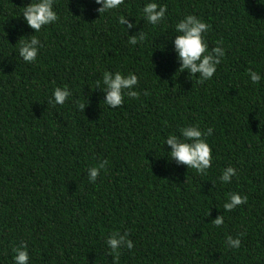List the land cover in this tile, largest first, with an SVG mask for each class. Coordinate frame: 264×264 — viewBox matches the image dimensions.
<instances>
[{
  "label": "trees",
  "instance_id": "1",
  "mask_svg": "<svg viewBox=\"0 0 264 264\" xmlns=\"http://www.w3.org/2000/svg\"><path fill=\"white\" fill-rule=\"evenodd\" d=\"M29 2L0 0V264L21 244L30 264H264V81L247 76L264 74V0H158L157 26L141 18L145 0L102 14L95 0H55L59 19L36 33L42 47L26 63L14 49L34 31L20 15ZM187 14L209 24V50H226L207 81L179 73L165 39ZM121 15L145 41L128 43ZM105 70L135 73L140 95L108 107L94 89ZM64 85L72 95L49 104ZM191 123L213 129L206 174L162 156L164 139ZM103 161L89 183L87 168ZM229 165L237 175L221 184ZM231 192L247 203L224 212ZM114 232L134 242L117 260L105 243ZM227 235L241 246L226 247Z\"/></svg>",
  "mask_w": 264,
  "mask_h": 264
},
{
  "label": "clouds",
  "instance_id": "2",
  "mask_svg": "<svg viewBox=\"0 0 264 264\" xmlns=\"http://www.w3.org/2000/svg\"><path fill=\"white\" fill-rule=\"evenodd\" d=\"M54 3L55 0H30L22 8L20 15H22L26 25L34 31L30 34V38L19 39L17 41L19 46L14 51L16 56H19L26 63L36 62L42 47L41 40L36 33L41 32L42 28L57 22L59 19ZM95 3L99 5L97 11L102 14L119 9L124 4V0H95ZM166 13L167 5L158 3V0H145L141 9V18L144 22L157 26L165 19ZM129 17L134 16L121 15L118 17V22L125 27L128 34L130 29H136L137 26L136 18L130 20ZM209 27V24L202 18L194 14H187L175 23L172 32L165 38L172 44V51L179 62V73L186 70L190 78L197 77L200 82L213 78L217 66L226 55L222 42H217L216 46L209 50L206 39ZM146 37L147 33L139 28L133 34H129L128 43L137 45L145 41ZM161 45L162 47L157 48L164 50L166 45L164 43ZM247 76L252 85H259L264 81V74L251 68L248 69ZM138 82V76L135 73L124 74L121 71L105 70L102 72L101 79L95 82L94 89L99 88L104 93L103 102L108 107L116 108L124 103L126 96L136 98L140 95L136 90ZM71 95L72 92L67 85L57 86L53 89L52 98L49 99L48 103L53 106L63 105ZM79 107L84 110L85 104H80ZM178 131L179 135L173 133L164 139L163 145L166 144L169 147L167 150L164 149L166 154L162 156L168 158V163L186 165L188 169L191 168L197 173L206 174L213 161L212 149L208 143V137L213 134V129L211 127L203 129L199 124L191 123L180 127ZM106 165L107 161H103L88 167V182L95 183ZM236 175L237 169L229 165L222 170L218 179L221 184H230ZM247 200L246 195H241L238 192L228 193L223 203V210L224 212L234 210L239 205L247 203ZM211 222L216 227H220L224 224V216L222 214L217 215ZM240 235L235 238L232 235H227L225 246L238 249L241 246ZM105 243L109 250L108 254L112 255L114 260L118 259L122 246L129 250L134 247V242L128 238L127 232L123 234L114 232L107 237ZM12 252L13 264H30L27 244L13 247Z\"/></svg>",
  "mask_w": 264,
  "mask_h": 264
}]
</instances>
